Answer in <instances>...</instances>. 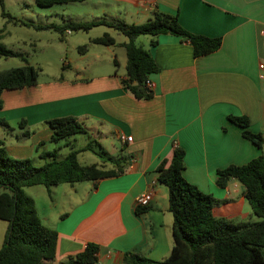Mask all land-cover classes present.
<instances>
[{"label":"crops","instance_id":"0c3cea01","mask_svg":"<svg viewBox=\"0 0 264 264\" xmlns=\"http://www.w3.org/2000/svg\"><path fill=\"white\" fill-rule=\"evenodd\" d=\"M82 2H90L95 9L68 19L121 18L138 24L158 11L177 15L180 25L191 33L220 37L221 45L195 57L186 38L160 34L151 45L152 37H146L147 45L142 47L159 68L149 76L153 93L148 99L135 98L121 84L126 58L122 74L116 70L85 76L75 71L74 76L37 79L35 85L1 92L0 124L10 127L11 122L24 121L19 126L21 136L15 133L20 143H11L14 153L7 138L0 136L13 156L24 158L39 142L49 140L48 120L70 115L100 138L111 134L118 146L116 156L110 157L124 158L125 170L118 176L44 186L55 207L56 194L63 195L62 208L54 210L51 205L44 217L58 234L52 264H65L67 257L81 252L88 242L98 246L95 264H124L125 252L154 260L167 257L173 244V216L168 210L167 187L157 180L156 168L162 160L170 161L175 145L185 151V180L217 200L216 217L257 221L256 215L250 217L244 186L230 178L221 187L216 178L218 169L264 154V145L257 147L229 120V116H246L250 129L264 136V0ZM126 40L115 39L109 46L124 48L121 43ZM111 53L114 63L122 65L113 49ZM120 135L131 136V141L121 140ZM64 184L67 187H61ZM150 191L148 206L137 214L136 197ZM34 204L40 218L35 199Z\"/></svg>","mask_w":264,"mask_h":264},{"label":"trees","instance_id":"16d2710c","mask_svg":"<svg viewBox=\"0 0 264 264\" xmlns=\"http://www.w3.org/2000/svg\"><path fill=\"white\" fill-rule=\"evenodd\" d=\"M81 1L84 0H34L42 7ZM2 14L15 22L33 25L13 18L4 11ZM97 25L112 27L127 38L121 43L126 54L125 77L121 79V84L137 99L152 97V89L145 82L152 73L159 70L151 53L136 44L138 36H151V45L157 43L155 37L160 34L181 36L190 42L195 57L209 54L221 45L220 37L191 33L180 25L177 15L158 11L138 24L126 23L121 18H98L86 22L64 19L59 24L33 26L38 29L50 28L63 34L67 30H89ZM1 32L0 57L18 55L1 42ZM90 42L109 46L115 44V39L105 32L101 36L92 37ZM84 49L85 46L80 48ZM37 79L38 70L28 63L0 69V109L3 90L32 86L37 83ZM229 120L241 128L243 137L257 147H263L264 136L250 129L246 116H229ZM21 122L24 121H20L19 126H22ZM47 123L52 130L49 142L58 143L75 134L87 132V128L75 116L55 117ZM44 144L45 141H41L37 146ZM89 148L85 146L71 150L62 159L57 158L56 150L44 151L40 156L51 159L41 166H34L28 158L10 155L0 140V219L7 222L0 248V264H52L55 259L57 231L42 223L34 200L24 191L25 187L43 185L49 189L61 183L96 181L124 172V158L112 159L103 149L98 154L112 163L110 168L98 163L81 164L78 153ZM184 154V149L175 145L170 161L167 163L162 160L156 168L157 180L167 187L168 210L173 216V244L169 255L154 260L135 252H125L124 264H264V154L244 164H231L217 170V185L223 187L230 178H234L244 186V195L252 212L259 218L254 222H234L216 217L213 207L217 200L183 177ZM145 208L138 207L136 213L143 212ZM97 253L98 246L88 242L81 252L67 257L65 264H95Z\"/></svg>","mask_w":264,"mask_h":264},{"label":"rangeland","instance_id":"374dc122","mask_svg":"<svg viewBox=\"0 0 264 264\" xmlns=\"http://www.w3.org/2000/svg\"><path fill=\"white\" fill-rule=\"evenodd\" d=\"M92 6L90 2L82 1L42 7L38 6L34 0H0L1 42L7 48L18 53V55L12 57H0V69L28 63L38 70L39 82L48 79L54 81L58 77L60 78V76H74L75 71L85 76L96 73H114L116 70L118 74H122L124 72L123 63L126 58L125 48L117 45L106 46L90 42L93 36H101L105 32L109 33L116 40L126 39L123 34L117 32L114 28L97 25L91 27L89 30H76L60 34L50 28L38 29L33 26L48 23L59 24L70 16L73 18H78L76 17L77 15L84 16L90 10L95 9ZM3 11L13 18L29 22L33 25L15 22L13 19L8 18V16L3 15ZM89 18L92 19V17ZM146 37H149V35L138 36L136 44L139 46H143L144 44L146 46ZM84 46L85 49L80 50ZM111 49L114 50L122 65L119 66L114 63ZM97 57H100L101 60L98 61ZM68 63L69 66H67ZM9 126L6 127L0 124V133L2 131L4 133V135L0 134V136L7 138V145L14 153L15 151L12 150L11 143H20L17 142L15 133L21 136V128L16 122H11ZM25 141L29 143L28 140ZM85 146L90 148L81 150L78 153V160L81 164L98 163L105 164L106 168L111 167L110 162L103 159L98 154V151L103 149L106 155L115 157L118 146L116 140H114L111 134H108L106 138H100V136H97L95 133L92 134L88 130L86 133L75 134L58 143L46 141L42 146L38 147L35 145L33 150L24 158H28L34 166H41L51 159L50 157H41V152L56 150L57 158L62 159L71 150L80 149ZM13 153L9 154L13 156ZM61 187L64 188L67 185L64 184ZM43 189V185H33L25 187L24 191L28 196L36 200L40 218H42L41 221L44 225L48 226L47 222L49 221L47 219L44 220V217L48 215V212H51L49 207L53 203L50 202L51 197L46 195ZM56 195L55 199L58 205L56 207L52 205V208L59 210L62 208L63 197H61L62 194ZM249 211L250 217L255 216L252 210ZM247 220L250 219L248 218ZM6 229L7 222L0 219V248L3 244Z\"/></svg>","mask_w":264,"mask_h":264},{"label":"built area","instance_id":"2783aa9c","mask_svg":"<svg viewBox=\"0 0 264 264\" xmlns=\"http://www.w3.org/2000/svg\"><path fill=\"white\" fill-rule=\"evenodd\" d=\"M69 31V30H68ZM146 86L148 88H152L153 83L150 79H147L145 82ZM119 138L123 141H131V136H124V135H120ZM152 196V191L150 192H146V193H142L140 195H138L135 199V204L137 207H146L149 204L150 198Z\"/></svg>","mask_w":264,"mask_h":264}]
</instances>
